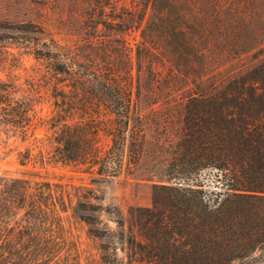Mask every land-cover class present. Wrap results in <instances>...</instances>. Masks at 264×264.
<instances>
[{"label": "trees", "instance_id": "trees-1", "mask_svg": "<svg viewBox=\"0 0 264 264\" xmlns=\"http://www.w3.org/2000/svg\"><path fill=\"white\" fill-rule=\"evenodd\" d=\"M139 1L141 11H126L119 23L104 19L108 5L99 3L93 33L74 46L35 27L17 29L34 36L21 38L20 49L37 65L22 83L0 80V153L2 135L26 143L43 129L44 138L19 152L21 166L72 165L92 183L107 181L140 162L146 106L176 102L166 179L153 184L150 206H132L126 218L86 184L0 175V264H83L70 217L111 239L101 264H117L119 249L127 264H264V58L229 72L212 59H238L263 40L227 6L198 31L209 40L202 47L174 0ZM150 9L161 14L148 20ZM223 17L216 33L214 19ZM136 30L134 48L124 34Z\"/></svg>", "mask_w": 264, "mask_h": 264}, {"label": "rangeland", "instance_id": "rangeland-1", "mask_svg": "<svg viewBox=\"0 0 264 264\" xmlns=\"http://www.w3.org/2000/svg\"><path fill=\"white\" fill-rule=\"evenodd\" d=\"M176 3L175 13L185 17L194 34L196 44L208 45L209 40L198 31L213 24L216 11L225 14L224 7L229 6L232 11L231 18L238 17L243 24L252 23L259 37L264 43V0H174ZM99 3L107 4L104 19L119 23L120 16H126V11L140 12L142 6L139 0H0V80L6 82L10 77L16 76L20 83L32 74L36 66L33 57L26 55L22 47L23 37H34L32 34L26 36L18 32L19 27L31 26L45 32V37L54 39L58 44L74 46L81 44L86 35L93 33L90 27L93 25L90 18L98 12ZM223 9V10H222ZM161 11L148 12V20L158 17ZM226 14V16H227ZM224 18V17H223ZM230 16L227 17L229 19ZM227 19L215 22V32L223 30ZM24 35V36H23ZM218 35V34H217ZM126 40L134 48L141 41L140 31H128L124 34ZM41 38V36H38ZM218 41L226 42L221 35ZM23 43V42H22ZM24 53V55H21ZM264 58L263 48L247 54H242L238 59L226 56L213 55L215 65L221 66L223 72L232 70L239 71L244 67H251L258 62L256 58ZM176 102L165 106L156 105L151 108L146 106L142 127L145 134L144 153L137 165L125 171L117 178L97 183L91 182V176L81 169L72 165H46L42 166L32 160L27 166L20 165L19 152H25L33 148L35 139L45 136L43 129H37L34 136L26 143H22L17 137L2 135L4 149L0 153V175L12 177L30 176L37 179L48 180L55 183L86 184L91 186L101 197L100 203L113 211H119L124 217H128L130 207L150 206L152 203L153 184L166 179V167L169 159V144L176 141V131L179 125V109ZM40 115L46 117L49 114L47 105L38 108ZM171 116V120L167 117ZM30 132L29 135H31ZM10 138V139H8ZM33 154H36L34 151ZM208 174V172H206ZM208 189V187H205ZM111 215L103 212L102 220L112 227L116 225L110 220ZM71 238L74 239L82 253L83 264H101L100 257L103 246L109 244L111 239L98 238L89 234L88 225L70 217L66 219ZM104 228V225H100ZM113 244L118 245L114 239ZM111 252H114L111 250ZM110 254V253H109ZM118 263L127 264L126 253L122 250L117 252Z\"/></svg>", "mask_w": 264, "mask_h": 264}]
</instances>
